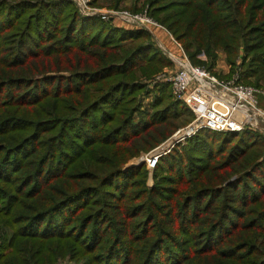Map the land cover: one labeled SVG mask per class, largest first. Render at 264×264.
<instances>
[{"label":"trees","instance_id":"obj_1","mask_svg":"<svg viewBox=\"0 0 264 264\" xmlns=\"http://www.w3.org/2000/svg\"><path fill=\"white\" fill-rule=\"evenodd\" d=\"M138 1L193 64L242 48L243 83H264V0ZM171 64L70 0H0V264H264V135L200 129L150 187L125 167L193 118L137 81Z\"/></svg>","mask_w":264,"mask_h":264},{"label":"built area","instance_id":"obj_2","mask_svg":"<svg viewBox=\"0 0 264 264\" xmlns=\"http://www.w3.org/2000/svg\"><path fill=\"white\" fill-rule=\"evenodd\" d=\"M71 1L80 15L97 17L116 27L143 29L153 36L152 27L158 25L146 12L96 8L91 0ZM165 51L173 63V72L167 74L165 70L152 82H168L175 100L181 101L192 112L193 119L186 127L177 130L164 143L165 146L156 147L145 159L142 158L149 170L155 167L161 155L184 143L200 129L221 132L249 129L264 135V109L258 105L257 88L244 84L236 74L230 79L218 78L205 66L192 64L182 48L181 55Z\"/></svg>","mask_w":264,"mask_h":264},{"label":"rangeland","instance_id":"obj_3","mask_svg":"<svg viewBox=\"0 0 264 264\" xmlns=\"http://www.w3.org/2000/svg\"><path fill=\"white\" fill-rule=\"evenodd\" d=\"M71 1V0H70ZM72 2V1H71ZM112 2L113 0H98L97 3H94L93 0H91V4L96 7V8H112ZM133 3V0H123L121 3H120V6L118 8H114V9H126L128 11H131V5ZM137 5L138 6H141L142 5V2L141 0H139L137 2ZM146 5L145 7L138 11V12H146ZM133 12V11H131ZM148 15V13H147ZM149 16V15H148ZM150 18H152L151 16H149ZM153 21H155L158 25L157 26H154L156 28H159V27H162L164 28L169 34H170V37L171 39L176 42L175 44H177L178 42L175 40V38L173 37V35L164 27L162 26L156 19L152 18ZM152 27V29L154 28ZM153 32V30H152ZM149 33V32H148ZM163 35H165L167 37V33H165L164 31L162 32ZM150 34V33H149ZM154 34V32H153ZM151 37L152 34H150ZM155 36V35H154ZM153 39V38H152ZM157 40V39H156ZM157 47L160 48V50H162V52L168 57L167 53H166V48H163L159 42L157 41L154 42ZM180 45V43H178ZM177 46V45H176ZM169 47V46H168ZM181 47V45H180ZM182 48V47H181ZM168 49V48H167ZM242 48H240V52H238V55L236 56V59H235V62H234V65H231L230 63H228L226 61V56H225V53L222 51V50H218L217 51V57L215 58L214 62H213V67L208 68V62L204 65V64H199V65H203L205 66L206 68H208V70H210L215 76H217L218 78L220 79H230L234 74L237 75L238 77V80H240L241 82H246L244 81V77H243V70H244V67L241 65V56H242V51H241ZM168 51V50H167ZM184 51V50H183ZM178 53H180L181 55V51H179ZM187 56V55H186ZM188 57V56H187ZM170 59V57H168ZM199 58L206 61L207 59L205 58V56L203 54H200L199 55ZM190 60V59H189ZM192 63V62H191ZM193 64V63H192ZM198 64V63H197ZM173 63L170 65V66H165L163 67L162 69H160L159 71L151 74L150 76H144V75H138L137 77V81L140 82L141 84H143L146 89L148 90H151L152 88H154L156 85H159L161 83H168V82H156V83H153L152 80H155V78L162 74V72H164L165 70L167 71V74H170L171 72H173ZM249 80L253 81L254 79L253 78H250ZM245 84V83H244ZM247 85H250V84H247ZM251 86L257 88V90H259L256 95H257V101H258V105L264 109V83L263 82H260V85L257 86V85H254V84H251ZM170 92H171V88H170ZM142 94V93H141ZM171 96L172 98L175 100V98L173 97L172 93H171ZM140 100H141V103H143L144 107L148 108L149 107V104L148 103L150 101V94L148 93V95L145 93L141 95L140 97ZM152 100V99H151ZM193 119V118H192ZM191 119V120H192ZM191 120H189L187 123L183 124L182 126H178L175 130H173L167 137H165L163 140H161L160 142H158V144H156L154 147H152L151 149H149L148 151H140L138 153V155L130 158L127 162V164L125 165V167L127 166H132V165H139V164H142L143 163V159L146 158V156L152 151L154 150L156 147L160 146L163 144V146H165L166 144V141L169 140V138L179 129L181 128H184L186 127L190 122ZM181 145L184 144V143H180ZM173 148V147H172ZM171 148V149H172ZM169 149V151L171 150ZM166 154V153H165ZM143 158V159H142ZM146 163V162H145ZM146 165V164H145ZM147 168V167H146ZM148 169V168H147ZM146 184L150 187L152 186L153 184V179H152V170H149L148 169V177H147V181H146Z\"/></svg>","mask_w":264,"mask_h":264},{"label":"crops","instance_id":"obj_4","mask_svg":"<svg viewBox=\"0 0 264 264\" xmlns=\"http://www.w3.org/2000/svg\"><path fill=\"white\" fill-rule=\"evenodd\" d=\"M120 26V25H118ZM121 28H124V27H121ZM126 29V28H124ZM165 32L167 33V37L165 35H163L162 32ZM153 40L154 42H159V44L163 47V48H168L167 50H170L174 53H178L180 51V46L178 44H175L176 42H174L171 37H170V34L162 27H159V28H156L154 27L153 28ZM155 35V36H154ZM157 39V40H156ZM177 45V46H176ZM169 46V47H168Z\"/></svg>","mask_w":264,"mask_h":264}]
</instances>
